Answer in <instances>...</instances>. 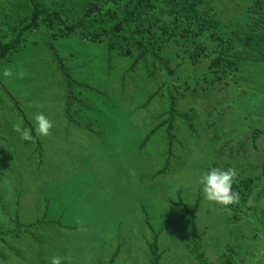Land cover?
Returning <instances> with one entry per match:
<instances>
[{
	"label": "rangeland",
	"instance_id": "rangeland-1",
	"mask_svg": "<svg viewBox=\"0 0 264 264\" xmlns=\"http://www.w3.org/2000/svg\"><path fill=\"white\" fill-rule=\"evenodd\" d=\"M257 1L205 0L218 26L196 43L163 36L162 61L59 32L9 57L0 228L19 236L0 241V264H152L157 234L160 264H264V62L211 68Z\"/></svg>",
	"mask_w": 264,
	"mask_h": 264
},
{
	"label": "trees",
	"instance_id": "trees-1",
	"mask_svg": "<svg viewBox=\"0 0 264 264\" xmlns=\"http://www.w3.org/2000/svg\"><path fill=\"white\" fill-rule=\"evenodd\" d=\"M204 3L205 0H13L9 9L0 7V85L9 57L22 50L32 36H45L46 45H49L58 32L82 34L93 41L105 42L111 51L135 55L134 65L148 56L154 62L161 60L163 36L184 37L196 43L199 38L206 40V33L218 26L206 18L208 10L204 9ZM250 11V18L239 23L227 39L230 40L227 49H214L211 68H216L218 76L237 71L247 61L264 62V0L257 1ZM51 49L68 84L74 83L69 69L62 63L63 58L52 46ZM198 58L199 54L193 51V61L197 62ZM161 67L169 70L165 64ZM69 99V117L78 124L80 122L70 116L75 97L69 96ZM233 182L235 190L243 192L244 198L251 195V179L240 178ZM182 205L190 215L193 235L197 237L196 210ZM16 226L22 227V224ZM10 236H19V233L15 229L2 232L0 228V241L6 242ZM158 236L155 235L150 244L152 264H160L161 260ZM118 255L114 253L108 264H114Z\"/></svg>",
	"mask_w": 264,
	"mask_h": 264
}]
</instances>
